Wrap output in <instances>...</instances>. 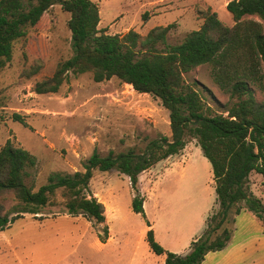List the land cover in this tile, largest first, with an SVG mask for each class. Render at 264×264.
Segmentation results:
<instances>
[{"label": "rangeland", "instance_id": "obj_1", "mask_svg": "<svg viewBox=\"0 0 264 264\" xmlns=\"http://www.w3.org/2000/svg\"><path fill=\"white\" fill-rule=\"evenodd\" d=\"M91 1L100 6L99 28L110 35L134 30L145 36L154 27L173 24L168 43L177 45L201 27L209 9L226 25H234L227 10L231 0ZM251 18L255 17H246ZM69 19L60 6L51 8L17 42L12 62L0 72V150L10 141L36 157L37 165L26 180L34 191L51 175L84 172L95 150L102 156L142 152L151 141L172 136L169 111L160 99L117 78L96 83L91 73L70 74L58 93L35 92L37 82L52 77L58 64L73 55ZM38 61L40 71L30 75ZM184 78L213 113L227 115L234 100L215 84L211 65ZM253 89L264 101V91ZM249 182L264 203L263 177L253 173ZM137 190L117 170L94 172L89 195L104 204L105 212L112 210L105 214L104 224L65 214L63 191L58 190L38 214L40 219L27 214L0 232V264H165L142 236L149 230L147 222L161 239L157 242L169 251L189 234H203L218 210L212 166L192 135L178 155L141 173ZM137 194L144 199L146 218L133 211ZM2 200L9 213L18 204L12 194ZM248 225L243 223L236 234H264L260 220L257 227Z\"/></svg>", "mask_w": 264, "mask_h": 264}, {"label": "trees", "instance_id": "obj_2", "mask_svg": "<svg viewBox=\"0 0 264 264\" xmlns=\"http://www.w3.org/2000/svg\"><path fill=\"white\" fill-rule=\"evenodd\" d=\"M57 5L70 14L73 55L58 64L52 77L37 82L35 92L58 93L70 74L91 73L96 83L117 78L139 93L160 99L169 111L172 136L151 141L142 152L132 149L102 156L95 150L84 172L51 175L38 191L26 182L37 165L36 157L7 142L0 150V232L24 215L37 217L58 190L63 191L65 214L104 224V204L89 195L94 172L117 170L130 178L138 193L140 174L178 155L188 135L198 140L212 166L218 210L186 255L165 250L147 222L151 250L166 255L165 264H201L209 253L227 247L233 234L229 225L242 211L251 212L264 225V203L249 187L253 173L264 179V101L256 98L253 89L264 91V0H231L227 10L233 26L209 9L201 27L177 45L168 43L173 24L154 27L145 36L134 30L107 34L99 28L100 6L91 0H0V72L12 62L17 42ZM207 64L212 66L215 84L234 100L227 115L213 113L199 91L185 81L184 75ZM41 67L38 61L30 75ZM7 194L14 195L18 203L11 213L2 200ZM132 208L146 218L140 195L133 198Z\"/></svg>", "mask_w": 264, "mask_h": 264}, {"label": "crops", "instance_id": "obj_3", "mask_svg": "<svg viewBox=\"0 0 264 264\" xmlns=\"http://www.w3.org/2000/svg\"><path fill=\"white\" fill-rule=\"evenodd\" d=\"M101 23L102 20L99 27ZM217 206L218 205H216V207ZM106 213V215H108L107 208ZM234 219L233 234L227 247L221 251L209 253L201 264H264V234H236L243 223L249 224V227H257L259 219L247 210L242 211V213L235 216ZM146 228L150 229L148 227ZM262 230L264 231L263 228ZM201 235L202 234H189L182 242L176 243L174 247H170L171 249L169 251L179 255H186L190 251L192 242ZM142 236H146V234ZM155 238L160 242L161 239L158 234H155ZM165 250L168 249L165 248ZM161 257H163L161 258L162 261H165L166 256L161 255Z\"/></svg>", "mask_w": 264, "mask_h": 264}, {"label": "bare ground", "instance_id": "obj_4", "mask_svg": "<svg viewBox=\"0 0 264 264\" xmlns=\"http://www.w3.org/2000/svg\"><path fill=\"white\" fill-rule=\"evenodd\" d=\"M107 211L111 212L112 210H111V208L109 207V208H107Z\"/></svg>", "mask_w": 264, "mask_h": 264}]
</instances>
